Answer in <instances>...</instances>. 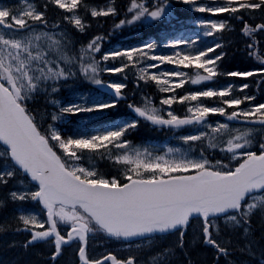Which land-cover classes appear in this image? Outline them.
I'll use <instances>...</instances> for the list:
<instances>
[{
    "label": "snow or ice",
    "instance_id": "1",
    "mask_svg": "<svg viewBox=\"0 0 264 264\" xmlns=\"http://www.w3.org/2000/svg\"><path fill=\"white\" fill-rule=\"evenodd\" d=\"M180 4L208 15L108 48L171 25L172 0H0V233L23 236L9 247L43 264H264V0Z\"/></svg>",
    "mask_w": 264,
    "mask_h": 264
},
{
    "label": "trees",
    "instance_id": "2",
    "mask_svg": "<svg viewBox=\"0 0 264 264\" xmlns=\"http://www.w3.org/2000/svg\"><path fill=\"white\" fill-rule=\"evenodd\" d=\"M177 12L178 15H181L183 19L186 20V18L191 14L197 13H190L186 12L184 8H181L179 6ZM205 15V14H204ZM219 15H225V14H219ZM164 31V24L159 25L158 27H151L150 29H147L144 26L137 27L132 30H123L121 33H118L111 37L109 40H106L104 43L107 45L114 44V43H120L121 40H124L125 38H128L130 36H136V40L141 39H159V34ZM229 34L225 33V36L227 37ZM129 44V43H125ZM247 63V60L244 59V57L241 54H237L235 59L230 61V65L232 64H242ZM223 78H221L222 82ZM209 86V84L207 85ZM82 89L87 90L86 85L80 86ZM261 93H257V96H259ZM61 96L63 98H72V92L69 89L63 90ZM128 110L126 106L121 105L119 112H114L111 116L105 117V120L115 119L117 116H125L127 114ZM67 127H73L72 124L67 125ZM0 220H3V216L0 215ZM16 239L17 241L22 240V235H15L11 231H7L4 233H0V264H43V259L36 255L35 250L29 249L25 251L23 248L16 246V247H9V243ZM210 256V253L208 254ZM71 257H68L67 259H70ZM65 259V258H64ZM62 260L61 262H63Z\"/></svg>",
    "mask_w": 264,
    "mask_h": 264
},
{
    "label": "flooded vegetation",
    "instance_id": "3",
    "mask_svg": "<svg viewBox=\"0 0 264 264\" xmlns=\"http://www.w3.org/2000/svg\"><path fill=\"white\" fill-rule=\"evenodd\" d=\"M160 132V139H161V141L162 142H164V140L166 139V137L168 136V135H171L170 133H165V132H161V131H159ZM146 139V138H145ZM170 141H173V139H172V136H171V138H170Z\"/></svg>",
    "mask_w": 264,
    "mask_h": 264
},
{
    "label": "rangeland",
    "instance_id": "4",
    "mask_svg": "<svg viewBox=\"0 0 264 264\" xmlns=\"http://www.w3.org/2000/svg\"><path fill=\"white\" fill-rule=\"evenodd\" d=\"M171 26H173V25H171ZM161 67H164L163 65H161ZM168 67H173V66H171V65H169ZM105 75H108V74H105ZM174 107V106H173ZM68 257H70L69 255L68 256H66V258L65 259H67ZM64 259V260H65Z\"/></svg>",
    "mask_w": 264,
    "mask_h": 264
},
{
    "label": "bare ground",
    "instance_id": "5",
    "mask_svg": "<svg viewBox=\"0 0 264 264\" xmlns=\"http://www.w3.org/2000/svg\"><path fill=\"white\" fill-rule=\"evenodd\" d=\"M66 258V257H65Z\"/></svg>",
    "mask_w": 264,
    "mask_h": 264
}]
</instances>
